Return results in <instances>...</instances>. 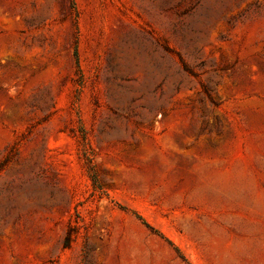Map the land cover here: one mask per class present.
<instances>
[{"label": "rangeland", "instance_id": "374dc122", "mask_svg": "<svg viewBox=\"0 0 264 264\" xmlns=\"http://www.w3.org/2000/svg\"><path fill=\"white\" fill-rule=\"evenodd\" d=\"M0 264H264V0H0Z\"/></svg>", "mask_w": 264, "mask_h": 264}, {"label": "trees", "instance_id": "16d2710c", "mask_svg": "<svg viewBox=\"0 0 264 264\" xmlns=\"http://www.w3.org/2000/svg\"><path fill=\"white\" fill-rule=\"evenodd\" d=\"M69 237H66V244H65V247H67V242L69 241Z\"/></svg>", "mask_w": 264, "mask_h": 264}]
</instances>
